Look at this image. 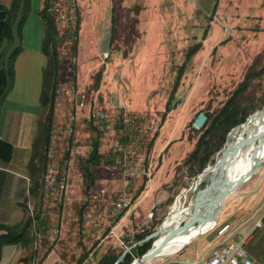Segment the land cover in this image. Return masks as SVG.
I'll use <instances>...</instances> for the list:
<instances>
[{
    "label": "rangeland",
    "instance_id": "obj_1",
    "mask_svg": "<svg viewBox=\"0 0 264 264\" xmlns=\"http://www.w3.org/2000/svg\"><path fill=\"white\" fill-rule=\"evenodd\" d=\"M40 1L31 0L29 12L32 13L31 17L34 15L33 12H37L36 5L40 4ZM12 2L13 0H0L7 8L11 7ZM81 5L85 46L83 57L87 56L82 61L91 62L81 64L77 53L76 79L72 73L67 77L71 81L70 77L73 76L72 82L75 87L81 88L86 94L88 110L90 107L127 110L136 115L154 116L162 124L151 155L155 170L146 199L150 207L147 209L144 207L143 213L122 225L118 233L119 239L114 237L116 244L113 242L108 244L110 247L114 245L116 247L115 250L109 249L108 253L123 255L124 252L127 251L128 254L134 249V243L139 235L150 236L158 230L183 192L185 196L176 202L174 210L178 202H181L183 208L189 206L210 183L211 175L203 177L205 175L203 172L213 163L210 162L203 172L197 175H192L185 164L186 158L195 149L201 135L195 128L194 121L200 113L207 116L222 107L242 82L247 69L257 59L260 60L255 65L256 70L264 67V0H81ZM29 21L30 19L27 25ZM16 29L15 25L13 48L19 45L24 49L22 29L20 37ZM113 29H115L113 33L116 32L113 43L111 42L110 46L109 42L102 45V41L105 43L106 40L103 30H110L112 37ZM101 34L103 39L98 40ZM96 40L99 41L98 44H95ZM104 50L109 53L105 63L101 58ZM60 51L65 52L63 49ZM61 62L63 63V59ZM95 63L97 67L90 68ZM65 71L66 66L63 68L62 65L57 85H61L62 76L66 75ZM100 74L102 76L96 86ZM253 84L250 91L256 92L254 105L258 106L264 99V76L255 79ZM15 98L17 96L10 89L5 100ZM168 106L170 111L165 115ZM263 107L255 113L261 111ZM61 108L63 112H57L60 116L54 125L62 124L66 120L67 111ZM14 117V129L20 132L18 140L13 143L18 160L22 158V152L24 155V143L29 138L34 118L31 114L27 119L24 116L25 122L19 124L18 115L15 114ZM237 128L228 133L225 144L236 140ZM96 136L88 118L82 117L71 146L79 148L81 154L71 156L74 164L69 172L67 192L61 204L45 202L42 205L47 223L58 224L63 231L59 241L53 245L45 243L46 249L55 244L65 243L66 238L73 242L72 237L75 235L68 231L80 227V211L84 206L85 209L88 206L85 212L93 216H90V225L97 228L98 219L92 220L102 214L101 205H109L103 200L111 198L118 192L123 194L120 173L115 176L114 183H109V166L104 162L106 155H103L102 150L101 164L93 169L96 179L93 190L96 192L105 188L107 194L96 199L87 188L88 182L84 179L81 168L91 152L92 141ZM111 138L112 131H103L102 139L107 143L106 151ZM69 142V138L57 135L53 145L55 157L63 167L66 166L63 159ZM223 149L216 153L215 159ZM256 164L260 167L252 177L224 200V208L217 219L218 225L225 221L233 223L237 214L252 208L257 201L263 199L264 178H260L259 182L257 180L264 175V155ZM252 168L251 166L247 172ZM255 183L256 188L253 192L245 195ZM133 188L136 193L140 183L137 188L134 186L130 190L126 189L125 193L133 197ZM36 206L38 200L31 195L25 203L28 216L31 211L37 210ZM110 206L113 212V207L111 204ZM113 226V223L105 226L106 232H101L103 236L109 233ZM225 238L226 236H217V229L211 230L193 240L178 253L155 258L149 264H186L196 257L202 258L210 249V243H221ZM155 239L149 240L152 241V245ZM91 240L95 245L99 243L95 237ZM90 247L88 246V249ZM45 252L43 250L42 254ZM77 261L75 258L74 263L68 264H76ZM85 264L95 263L88 260Z\"/></svg>",
    "mask_w": 264,
    "mask_h": 264
},
{
    "label": "built area",
    "instance_id": "obj_2",
    "mask_svg": "<svg viewBox=\"0 0 264 264\" xmlns=\"http://www.w3.org/2000/svg\"><path fill=\"white\" fill-rule=\"evenodd\" d=\"M45 10L61 31L60 42L65 41L60 44L61 48L69 45L68 40L76 41L79 39L80 9L78 0H47ZM64 34L66 38L64 36L61 38ZM108 57L109 53H103L102 62L105 63V59H108ZM60 58L63 59V64L66 66V75L62 76L61 85H57L55 89L56 113L63 112L61 108L63 107L66 109L67 115L64 123L53 124L51 144L47 151L46 172L34 196L38 200L37 210L31 211L29 216L32 219L34 246L37 250L42 251L50 250V248H45L46 242L53 245L63 235V231L58 224L49 225L47 223L42 205L45 202H51L53 205L61 204L67 192L70 179L69 172L72 164H74L71 156L81 154L79 148H71L73 136H75L81 118H88L90 125L101 134L105 130L112 131V138L107 151L105 149L107 143L102 137L100 138V164L103 155H106L104 162L109 166V183H114L115 176L120 173V179L125 187L137 178L152 180L155 165L152 160L153 156L151 157L153 155L151 144L162 128L161 122L154 116L136 115L127 110H105L97 107H90L88 110L86 94L81 88H76L72 82L77 71V56L65 51L61 53ZM70 73L73 74L70 77L71 81L67 77ZM87 111L88 114L86 115ZM59 116L60 114L57 117L55 116L54 123H56ZM57 135H63L65 138L70 139L63 159L65 167L61 166L55 157L53 145ZM67 154H69L68 159L66 158ZM30 186L29 195L31 196ZM90 193L98 199L107 194V189L101 188L96 192L90 190ZM111 205L113 213L119 216L123 211L130 210L133 207V200L131 197L123 196L121 199L113 201ZM263 218L264 216L244 233L234 231L229 223H222L221 225L216 223L207 232L217 229V236H226L225 240L221 243H210V249L202 258L196 257L192 261L186 262V264H255L248 253L247 245L253 238L255 230L263 226ZM110 236H116L119 239V234H116L114 228L105 236L98 234L95 238L100 243ZM92 256L91 253L85 262L92 260Z\"/></svg>",
    "mask_w": 264,
    "mask_h": 264
},
{
    "label": "crops",
    "instance_id": "obj_3",
    "mask_svg": "<svg viewBox=\"0 0 264 264\" xmlns=\"http://www.w3.org/2000/svg\"><path fill=\"white\" fill-rule=\"evenodd\" d=\"M46 3L47 0H41L40 4L38 3L36 5L37 12L32 11L34 14L32 17V13L29 14V17L26 19L22 28V42H25L22 43L24 44V49L22 48L21 53L15 61L16 77L13 86L11 87V92H13L17 98L14 100L4 99L0 105V117L3 118L0 119V138L9 142L13 146V157L11 161L4 162L0 160V225L4 226H19L28 217L25 207L27 199L30 198L29 186L31 185L28 165L31 159L32 147L38 133L39 121L42 114L41 94L44 80L43 74L48 63V58L43 51L46 27L41 16V11L46 7ZM78 4L79 9L81 10L82 8L83 10L81 0H78ZM82 10L80 14L78 58L81 61V64H89L91 61H82L87 58V56L83 57L85 46L83 43ZM29 19V25H27ZM103 33L106 40L105 43L104 40L102 41V45H106V42H109L108 45L110 46L111 31L103 30ZM100 39H103V34H101V38H98V40ZM98 40L95 41V44L99 43ZM105 51L107 50H104L102 53H106ZM90 59L92 58L90 57ZM92 66L97 67L96 63L94 65L92 64L90 68ZM78 71H80L79 68ZM15 114L18 115L19 124L25 122L24 116L27 119V116L31 114L34 118V122L32 119L33 125L29 133V138H27L24 143V155L22 152V158L18 160H16V149L13 144L20 136V132H16L14 129ZM57 116L56 113V117ZM260 178H264V175H261L258 178V182ZM257 181L256 183H258ZM151 182L152 180L146 182L145 189L135 200L130 194L128 195L125 192L126 189L130 190L134 186L137 188L138 184H141V180H134L126 187L122 183L123 194L118 192L111 198H105L103 200L109 205H101L100 209H102V214L96 216L97 218L95 217L92 220L95 221L98 219L97 228L90 225V216L92 215L84 212L81 219L82 225L79 228L69 229L70 231H68L70 234L75 235L72 237L73 242L66 238L64 241L65 243L62 242L61 244L55 245L44 254H42V250H37L35 248L34 240L31 241L30 244H6L1 248L0 264H68L74 263L73 260L75 258L78 259L76 264H85V261L91 253L93 254L91 259L95 264H98L103 256L108 253L109 249H116L115 245L113 247L108 245L110 242L116 244V240L114 237L110 236L95 245L94 242L92 243L91 239L98 234H102V231L106 232L104 227L109 226L112 223L114 225L112 228L116 229V234L118 235L119 229L125 222L132 219L134 216L137 217L138 214L144 212L143 209L150 207L149 203H146L148 202L146 199L150 191L149 187ZM256 183L252 189H249L245 193V195L253 192L256 188ZM123 196L132 197L133 207L130 210L125 211L122 216H120L121 214L118 216L111 211L112 208L110 204L115 200L121 199ZM260 201H257L252 208H248V210L241 211L237 214L233 223L229 221L223 223H229L233 230L238 233L246 232L248 229L252 228L262 216H264V197L263 199H260ZM254 209H256V211H253ZM3 232V230L0 231V234ZM109 239L114 240L111 241ZM88 246L91 247L88 249ZM90 249L92 250L90 251ZM101 249L103 251H101ZM247 250L255 264H264V218L263 226L255 230L253 238L247 245ZM83 258L85 260L80 263Z\"/></svg>",
    "mask_w": 264,
    "mask_h": 264
},
{
    "label": "trees",
    "instance_id": "obj_4",
    "mask_svg": "<svg viewBox=\"0 0 264 264\" xmlns=\"http://www.w3.org/2000/svg\"><path fill=\"white\" fill-rule=\"evenodd\" d=\"M31 0H13L10 8H7L0 3V105L6 97L7 92L11 89L15 79V61L22 51L21 46L15 45V25L17 34L20 37L21 29L29 16ZM41 16L44 20L46 33L43 51L48 58V63L44 69L43 87L41 94L42 114L39 121L38 133L32 147L31 159L28 165L29 175L31 179L30 193L35 196L37 189L41 183V179L46 172L48 163L47 151L51 144L52 128L56 116V101L55 89L61 76L62 65L61 51L69 52L76 55L78 53V40L70 41L67 47L61 48L60 36L61 31L55 25L52 18L46 13L45 8L41 11ZM115 29L112 30L111 42L115 40ZM66 38V35H62ZM10 51V53H8ZM260 59H257L244 75L242 82L234 91L228 101L213 113L207 114V122L202 129L201 134L195 149L188 155L185 164L189 167L192 175H197L207 167L211 162H215L214 156L223 149L228 133L235 127L243 124L252 114L264 106V99L260 105L255 106L256 97L255 91H250L254 86L255 79L264 76V67L256 70V64ZM62 63V64H61ZM184 69V67H183ZM64 71V70H63ZM182 75V73H181ZM179 77V80L181 78ZM75 74V79H76ZM102 74L97 77L96 86H98ZM177 90V88H175ZM257 100V99H256ZM170 111L168 106L165 115ZM93 132L97 134L92 141V150L88 155L83 168L84 179L88 182V190H93L96 179L93 169L100 165V138L103 134L91 126ZM155 139L152 141L151 148L154 146ZM13 157V146L0 138V160L4 162L11 161ZM69 154H67V159ZM214 158V159H213ZM141 180L140 188L135 193L133 199H137L145 189V184L148 181L146 178H137ZM132 189V188H131ZM88 206L86 207V209ZM85 206L80 211V226L82 225V215L86 211ZM125 213L123 211L120 216ZM0 258L1 248L6 244H30L33 241L32 235V219L27 217L26 220L19 226H4L0 225ZM150 235V233H149ZM148 234L139 235L134 244L143 241ZM152 247V241L142 243L132 249L119 264H131L134 258H141ZM88 254V253H87ZM119 255L107 253L103 256L98 264H116L121 258ZM134 256V257H133ZM85 259L83 258L80 263ZM135 259L133 262H135Z\"/></svg>",
    "mask_w": 264,
    "mask_h": 264
},
{
    "label": "bare ground",
    "instance_id": "obj_5",
    "mask_svg": "<svg viewBox=\"0 0 264 264\" xmlns=\"http://www.w3.org/2000/svg\"><path fill=\"white\" fill-rule=\"evenodd\" d=\"M236 130L238 131L236 140L225 144L220 155L207 168L203 176L211 175L213 184H208L206 190L189 206L183 208L181 202H178L174 210V205L185 196V192L177 198L170 214L163 221L164 232L160 233L154 241L153 254L161 252L160 257L176 254L193 240L206 234L217 221L223 207L221 201L218 204L215 203V197L221 186L241 180L247 175L248 169L254 166V162L256 164L264 155V109L250 116ZM254 134L258 137L246 144L247 139ZM197 201L201 203L198 204Z\"/></svg>",
    "mask_w": 264,
    "mask_h": 264
},
{
    "label": "water",
    "instance_id": "obj_6",
    "mask_svg": "<svg viewBox=\"0 0 264 264\" xmlns=\"http://www.w3.org/2000/svg\"><path fill=\"white\" fill-rule=\"evenodd\" d=\"M262 109H264V107ZM207 119L208 118H207V116L204 113H200L198 115V117L196 118V120L194 121L195 128L198 129V130L202 129L203 126L205 125V123L207 122ZM237 127H239V126H237ZM257 137H258V135H256V134L250 136L249 139H247L246 144L251 143ZM259 167H260V165L259 164H255V162H254V166H253L252 170L250 172H248L247 175L245 177H243L241 180L237 181L236 183H231L230 182V183L223 184L221 186L217 196L215 197V203L218 204L220 201L222 203H224V200L229 195H231L232 192H234L237 188H239L243 183H245L247 180H249ZM206 170L207 169L204 170L203 175L205 174ZM210 184H213V181L211 179H210L209 185ZM209 185H207L206 188ZM206 188L201 192V194L206 190ZM199 196L196 198V200L199 198ZM200 203H201V201L198 202V204H200ZM216 223H217V221H216ZM175 229H177V228H175ZM162 232H164L163 223L159 226L158 230L155 233H153L150 236H147L143 241H141L139 243H136L134 245V247H136V246H138V245H140L142 243H145V242H147L149 240H152L154 238H157L160 235V233H162ZM154 244H155V242L153 243L151 249L147 253H145L141 258L137 259L136 263L134 262V263H131V264H149L153 259L160 257L162 255L161 252L160 253L158 252L157 254L156 253H154V254L152 253V250L154 248ZM126 254H127V251L123 253V255L121 256V258L118 260V262L116 264H119L123 260V258L125 257Z\"/></svg>",
    "mask_w": 264,
    "mask_h": 264
}]
</instances>
